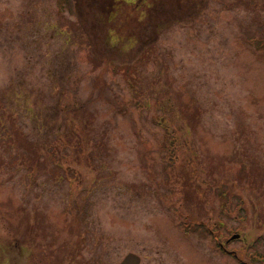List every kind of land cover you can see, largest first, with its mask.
Instances as JSON below:
<instances>
[{
  "label": "rangeland",
  "instance_id": "obj_1",
  "mask_svg": "<svg viewBox=\"0 0 264 264\" xmlns=\"http://www.w3.org/2000/svg\"><path fill=\"white\" fill-rule=\"evenodd\" d=\"M145 1L0 0V264L264 253V0Z\"/></svg>",
  "mask_w": 264,
  "mask_h": 264
},
{
  "label": "flooded vegetation",
  "instance_id": "obj_2",
  "mask_svg": "<svg viewBox=\"0 0 264 264\" xmlns=\"http://www.w3.org/2000/svg\"><path fill=\"white\" fill-rule=\"evenodd\" d=\"M105 2L108 3V6L111 8V10H109V12L115 11L118 6H121L122 2L125 3H133L134 5H136V8H138L141 5H145V6H149V4H146L147 2L145 0H103ZM136 3V4H135ZM219 210H217V217L214 221V223H211L209 221H206L205 216L204 217H199L197 224L195 226V228L197 227L198 229V233H200L201 235H205L211 238V240L214 242V249L217 253L220 254V257H222L223 255H227V256H232L235 258V260H238V264H263L264 263V253H259V254H254L253 258L251 261L246 262V261H240L237 253L235 250L233 249H229V244L234 241L239 239L241 236L238 233H232L230 235L225 236L224 232H223V220H222V204L219 206ZM195 209H199L201 208V203L197 204L195 207ZM178 210H176V212L178 213V211L182 212V211H188V210H192V204L190 202V204L185 203L183 205V208L180 209L179 207H177ZM212 210V209H211ZM184 213V212H183ZM187 213V212H185ZM189 231V230H188ZM188 231H184V235H187ZM238 235V237H234L232 238V236ZM242 239V237H241ZM139 259L140 262L139 264H141V256H139L138 254H136ZM43 260V259H42ZM56 262H59L58 260Z\"/></svg>",
  "mask_w": 264,
  "mask_h": 264
},
{
  "label": "water",
  "instance_id": "obj_3",
  "mask_svg": "<svg viewBox=\"0 0 264 264\" xmlns=\"http://www.w3.org/2000/svg\"><path fill=\"white\" fill-rule=\"evenodd\" d=\"M234 237H238V235L232 236V238ZM139 262V257L135 253L129 252L117 264H139Z\"/></svg>",
  "mask_w": 264,
  "mask_h": 264
},
{
  "label": "trees",
  "instance_id": "obj_4",
  "mask_svg": "<svg viewBox=\"0 0 264 264\" xmlns=\"http://www.w3.org/2000/svg\"><path fill=\"white\" fill-rule=\"evenodd\" d=\"M69 130H71V128H69ZM71 133H72V132H71ZM56 137H58V136L55 135L54 138H56ZM59 263H63V261H61V259H59Z\"/></svg>",
  "mask_w": 264,
  "mask_h": 264
}]
</instances>
